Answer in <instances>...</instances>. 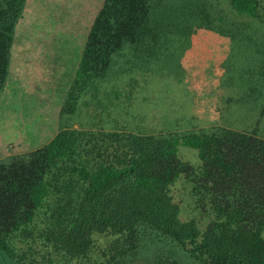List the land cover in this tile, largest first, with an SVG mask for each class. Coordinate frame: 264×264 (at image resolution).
<instances>
[{
  "label": "trees",
  "instance_id": "obj_1",
  "mask_svg": "<svg viewBox=\"0 0 264 264\" xmlns=\"http://www.w3.org/2000/svg\"><path fill=\"white\" fill-rule=\"evenodd\" d=\"M196 1L203 2L183 0V9L167 2L163 16L173 15V20L162 24L154 21L147 0H104L88 31L62 109L73 110L75 91L105 75L109 54L121 43H136L139 51L150 53L149 47L159 46L171 35L191 34L199 18V24L204 20L210 27L215 12ZM22 2L0 0V91L8 41ZM227 2L236 15L262 17L258 0ZM215 17L221 19V15ZM80 135L86 136L84 146ZM180 146L195 150L196 166L177 157ZM80 149L84 161L77 160ZM30 154L19 167L0 165V221L4 223L0 264H43L50 261V252L67 264L66 257H86L92 246L99 247L103 257L94 264H176L175 249L199 264H264L263 139L228 129L155 134L60 128ZM57 171H67L80 184L67 202L66 220L38 233L45 243L41 259L31 251L19 259L12 251L10 235L32 220L48 195L49 178ZM180 177L189 183L194 207L206 214L204 221L180 217L172 193ZM144 235L164 243L151 260L135 257Z\"/></svg>",
  "mask_w": 264,
  "mask_h": 264
},
{
  "label": "rangeland",
  "instance_id": "obj_2",
  "mask_svg": "<svg viewBox=\"0 0 264 264\" xmlns=\"http://www.w3.org/2000/svg\"><path fill=\"white\" fill-rule=\"evenodd\" d=\"M202 1L196 2L215 12L210 27L204 20L199 24V18L191 34L171 35L159 46L149 47L150 53L139 51L136 43H121L109 54L105 75L76 90L73 110H63L75 73L71 68L78 64L104 0H23L3 69L0 165L27 163L30 153L60 128L155 134L228 129L264 140V0H258L260 18L236 15L227 0ZM167 2L183 9V0H147L154 21L173 20V15L163 16ZM79 138L84 146L86 136ZM80 150L77 160L84 161ZM177 157L193 166L199 163L195 150L188 147H178ZM56 174L49 178L48 195L32 220L10 235L12 251L19 259L30 251L41 259L45 243L38 233L66 220L67 202L80 184L67 171ZM173 185L180 217L204 221L206 214L194 207L189 183L180 177ZM3 224L0 221V230ZM141 238L135 256L139 259L151 260L153 252L164 247L158 238ZM98 249L92 246L86 257L65 260L94 264L103 258ZM49 255L50 261L43 264H64L63 258ZM174 256L176 264H199L176 249Z\"/></svg>",
  "mask_w": 264,
  "mask_h": 264
},
{
  "label": "crops",
  "instance_id": "obj_3",
  "mask_svg": "<svg viewBox=\"0 0 264 264\" xmlns=\"http://www.w3.org/2000/svg\"><path fill=\"white\" fill-rule=\"evenodd\" d=\"M22 62H24V61H22ZM22 62H21V63H22ZM76 66H77V61H76V65H74V66L71 68V70H74L73 72H75V68H76ZM39 76H40V74H39ZM41 76H42V75H41ZM73 76H74V75H73ZM53 120H55V119H53ZM54 122H55V121H54ZM55 133H56V131H55ZM55 133H54V134H55ZM54 134H52L51 136H53ZM49 139H50V138H49ZM49 139H48V140H49ZM48 140H47V141H48ZM47 141H44V143L47 142Z\"/></svg>",
  "mask_w": 264,
  "mask_h": 264
}]
</instances>
